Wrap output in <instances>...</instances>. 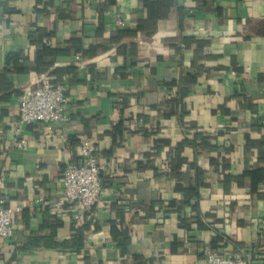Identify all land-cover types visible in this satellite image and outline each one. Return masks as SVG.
<instances>
[{
    "label": "crops",
    "instance_id": "obj_1",
    "mask_svg": "<svg viewBox=\"0 0 264 264\" xmlns=\"http://www.w3.org/2000/svg\"><path fill=\"white\" fill-rule=\"evenodd\" d=\"M110 1L0 0V192L15 209L0 264H207L209 250L264 264V0H170L167 16L124 50L87 65L44 53L74 40L99 50L118 19L138 24L145 0ZM12 53L47 66L17 72L6 64ZM63 74L69 121L18 133L23 92ZM17 137L28 146H13ZM73 137L94 143L103 176L93 225L75 242L77 209L55 207L66 163L79 156ZM186 138L195 146L177 169L173 146ZM260 171L255 184L250 173ZM181 188L198 196L188 203Z\"/></svg>",
    "mask_w": 264,
    "mask_h": 264
},
{
    "label": "built area",
    "instance_id": "obj_2",
    "mask_svg": "<svg viewBox=\"0 0 264 264\" xmlns=\"http://www.w3.org/2000/svg\"><path fill=\"white\" fill-rule=\"evenodd\" d=\"M125 24L123 19H118V26ZM69 78V74H63L53 80L45 78L36 87L23 92L19 101L18 133L23 127L34 123L52 125L69 121L70 118L66 113ZM28 144L25 137H17L13 146L22 149ZM96 150L90 139L82 140L79 158L69 160L63 172L62 193L55 207L66 205L77 209L72 215L75 227L83 225L84 220L94 218V209L103 185L102 169L95 158ZM5 180L6 175H0V191ZM14 214L15 209L7 206L6 199L0 197V239L15 236ZM206 261L207 264H250L241 251L231 255H219L214 250H209Z\"/></svg>",
    "mask_w": 264,
    "mask_h": 264
},
{
    "label": "trees",
    "instance_id": "obj_3",
    "mask_svg": "<svg viewBox=\"0 0 264 264\" xmlns=\"http://www.w3.org/2000/svg\"><path fill=\"white\" fill-rule=\"evenodd\" d=\"M114 2L113 0L110 1V5H112ZM171 6V1L170 0H157L155 2H149L148 0H145V3L143 5V8L141 10L138 11V24L136 26H131L129 24H125L124 26H117L116 27V36L112 38V41L109 44H106L104 46H102L101 49H91V48H84L83 45L81 44L80 40H74L72 43V47H71V52L70 50H57L54 49L53 47H46L44 48V53L45 54H69L72 53L74 56L78 57L81 59V62L84 65L90 64V62L96 60L97 58L102 57L103 55L106 54H111L113 52L114 49L121 48V46L123 45V41L126 38H134L138 32L145 30V23L146 22H152V20L155 22L156 20L160 19V18H164L167 16V10L169 9V7ZM104 24V23H103ZM102 23L97 27V33L100 34L103 30V25ZM257 32L261 35L264 36V21L261 22V24L259 25V27L257 28ZM123 50H124V46H122ZM121 53H123L122 51H119ZM125 54V53H123ZM22 58V55L20 53H15V54H11L6 58V64L8 66H10L11 68H14L15 71L17 72H21V73H26V72H31V71H40L41 68H45L47 66L46 63H43L42 61H38L37 63L33 64L30 62H25V63H21L20 60ZM75 67L70 68L69 71L74 70ZM125 69L126 66L123 67H119L117 70L118 73L122 74L123 76L125 75ZM176 84V79H173L172 82H170L168 85L170 86L169 89H172ZM184 114V113H183ZM125 118L123 117L121 119V121L118 123L119 125H121L123 122H125ZM207 137V136H206ZM196 140V138H195ZM194 140V141H195ZM71 141L73 142V145H80L81 143L79 140H77L76 138H71ZM190 141V139H184L182 142L177 143L175 146H173L174 149V153L176 156V161H175V167L178 169L181 166L185 165L187 163V159L182 156L184 150L186 147H193L195 146V142ZM163 142V141H162ZM163 143L165 144H169L168 142L164 141ZM250 139H248V143H247V148L245 150V153L247 151H250ZM157 150V154H159L160 151V147H156L155 148ZM79 158V156L77 157ZM174 163V162H173ZM212 163L215 164V161L212 160ZM191 165L195 168L196 165L194 163H191ZM228 167V165H224V169H226ZM198 171V176L201 173L200 169H196ZM262 171L260 172H251V177L253 179V181L255 182V184L259 181L262 180ZM240 187V185H239ZM182 191H184L185 193V197L187 199V202L190 203V200L194 197H197V191L195 189H189V190H183V188H181ZM234 191H240L239 188L235 189ZM250 192H252L253 194L255 193V188H252L251 190H249ZM0 197H4L3 194L0 193ZM7 205V204H6ZM56 225H59L60 223H55ZM93 225V219L92 220H84L83 225H81L80 227H75L74 223H73V230L75 231V238H74V242L75 241H83L84 236L83 233L85 230H88L92 227ZM96 228V227H95ZM53 230H55V227H53ZM223 242H227V239H223V237L221 236L220 239ZM218 241V240H217ZM74 242H72L71 244H67L69 246H73ZM212 249H217L216 244L211 246ZM217 254L221 255L222 253L215 251ZM248 261L250 264H262L263 261L262 259H257V260H252L248 258Z\"/></svg>",
    "mask_w": 264,
    "mask_h": 264
}]
</instances>
